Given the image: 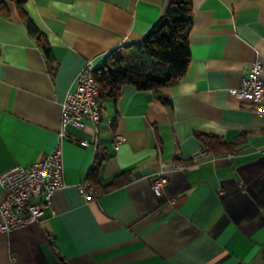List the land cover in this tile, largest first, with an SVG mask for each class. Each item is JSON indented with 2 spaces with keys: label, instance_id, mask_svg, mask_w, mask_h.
<instances>
[{
  "label": "crops",
  "instance_id": "crops-1",
  "mask_svg": "<svg viewBox=\"0 0 264 264\" xmlns=\"http://www.w3.org/2000/svg\"><path fill=\"white\" fill-rule=\"evenodd\" d=\"M166 1L27 0L51 60L9 3L10 16L0 14V174L53 148L84 62L98 66L140 42ZM188 43L178 82L159 92L124 84L116 100H102L97 133L89 123L67 127L91 144L64 138V186L36 222L0 232V264H264V117L229 93L255 59L264 79V0H192ZM198 131L233 150L194 157L204 146ZM115 135L124 139L115 144ZM98 151L100 184L118 185H94L101 194L85 201L77 184ZM154 172L167 177L162 196L150 187Z\"/></svg>",
  "mask_w": 264,
  "mask_h": 264
},
{
  "label": "built area",
  "instance_id": "built-area-1",
  "mask_svg": "<svg viewBox=\"0 0 264 264\" xmlns=\"http://www.w3.org/2000/svg\"><path fill=\"white\" fill-rule=\"evenodd\" d=\"M96 67L92 60H86L77 72L72 88L61 102L60 128L53 148L28 166L16 165L0 174V232H10L36 222L43 210L50 207L54 191L64 186V138H70L82 146L91 144L87 139L70 135L67 127L83 128L89 123L94 132H98L102 98L94 78ZM260 70L261 64L255 59L247 73L241 77L239 85L230 88L229 93L238 100L248 102L256 113L264 117V79L259 77ZM123 139L121 135L114 136L115 144ZM93 147L94 150L97 149V136L94 138ZM207 151L208 148L202 146L194 157L204 155ZM261 152L264 153V148ZM173 167L185 170L188 165L174 164ZM149 178L153 193L162 196L167 177L162 172H154ZM77 190L85 201L95 199L101 194L88 180L79 182ZM170 200L173 201V198Z\"/></svg>",
  "mask_w": 264,
  "mask_h": 264
},
{
  "label": "trees",
  "instance_id": "trees-1",
  "mask_svg": "<svg viewBox=\"0 0 264 264\" xmlns=\"http://www.w3.org/2000/svg\"><path fill=\"white\" fill-rule=\"evenodd\" d=\"M27 0H0V14L10 16L12 3L28 32L35 38L45 56L51 60V50L44 33L36 25L26 9ZM192 25V0H167L163 14L144 34L140 42H127L104 57L94 71L95 81L102 100H116L124 84L134 85L140 90L159 92L162 88L178 82L185 74L190 62L188 33ZM164 104L167 97H161ZM197 136L204 146L214 154L233 150L230 142L219 136L198 131ZM105 153L98 151L88 171V181L107 191L118 184L113 180L101 185L98 174Z\"/></svg>",
  "mask_w": 264,
  "mask_h": 264
}]
</instances>
